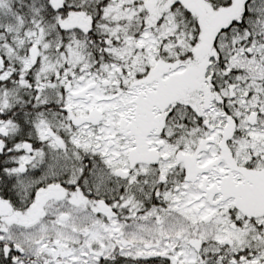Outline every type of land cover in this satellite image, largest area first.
Listing matches in <instances>:
<instances>
[{"label": "snow or ice", "instance_id": "snow-or-ice-1", "mask_svg": "<svg viewBox=\"0 0 264 264\" xmlns=\"http://www.w3.org/2000/svg\"><path fill=\"white\" fill-rule=\"evenodd\" d=\"M0 264H264V0H0Z\"/></svg>", "mask_w": 264, "mask_h": 264}]
</instances>
